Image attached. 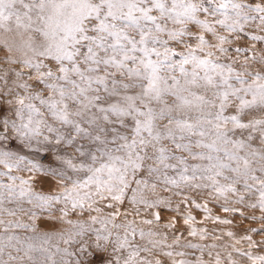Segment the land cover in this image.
<instances>
[{
	"label": "snow or ice",
	"instance_id": "1",
	"mask_svg": "<svg viewBox=\"0 0 264 264\" xmlns=\"http://www.w3.org/2000/svg\"><path fill=\"white\" fill-rule=\"evenodd\" d=\"M0 49V264H264V0H0Z\"/></svg>",
	"mask_w": 264,
	"mask_h": 264
},
{
	"label": "rangeland",
	"instance_id": "2",
	"mask_svg": "<svg viewBox=\"0 0 264 264\" xmlns=\"http://www.w3.org/2000/svg\"><path fill=\"white\" fill-rule=\"evenodd\" d=\"M4 55H5V52L2 49H0V57H3ZM3 66H4L3 60L0 59V67H3ZM41 187L45 191L48 190V186L47 185H42ZM173 202L175 203V202H177V200L174 199ZM25 207H27V205H25ZM213 207H214V211H216L217 213H219L221 215H231V214H225V213L220 212V209L219 208H215L214 205H213ZM165 215L167 217V216L172 215V213H166ZM197 215L199 216V213H197ZM24 219L27 220V217L25 216ZM235 219L239 223V221H240L241 218L240 217H236ZM37 223L40 225V229L41 230H44V231H52V232H55V231H57V230H59V229H61L63 227H67L66 225H62L59 221L48 220L47 217H46V215L45 216H41L40 219L37 221ZM249 226H256V225L255 224H249L248 222H245L243 224V227L244 228H247Z\"/></svg>",
	"mask_w": 264,
	"mask_h": 264
}]
</instances>
